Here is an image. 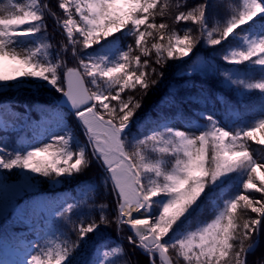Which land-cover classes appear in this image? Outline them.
Returning <instances> with one entry per match:
<instances>
[{
  "label": "trees",
  "instance_id": "trees-1",
  "mask_svg": "<svg viewBox=\"0 0 264 264\" xmlns=\"http://www.w3.org/2000/svg\"><path fill=\"white\" fill-rule=\"evenodd\" d=\"M217 1L145 0L139 6L128 7L122 15L108 14L96 27H87L73 17L71 46L66 47V38L61 34L62 47L66 48L56 51L62 42L52 32L49 19L64 21L56 11L57 1L24 0L26 26L22 32L36 38L56 64L83 61V78L88 88L101 98L96 105L102 115L117 125L136 120L120 136L132 162L144 142L167 124H170L167 128L203 132L204 125L213 122L231 137L245 135L241 149L249 156L250 136L264 120V54L247 48L244 35L255 22H264V0L255 8L247 0H225L223 16L213 21ZM248 13L250 20L246 17ZM139 34L141 40L137 43ZM188 42L192 43L190 55L182 60L180 51ZM151 57L159 64L155 71L147 69ZM147 78H155L151 89ZM18 81L21 87L34 80L23 76ZM34 83L51 89L44 79ZM1 98L2 95L0 102ZM47 100L28 103V125L24 129L14 132L0 129L1 157L9 167L0 169L2 179L14 177V170L19 172L20 166L9 165L24 158L22 153L33 137L29 127L43 115ZM64 116L72 129L73 143L83 142L74 116L67 112ZM207 147L203 191L173 220L163 239L166 253L172 264H264V217L256 231L259 208L253 211L245 204V200L258 199L261 204L264 201V195L256 190H245L256 166V154L243 157L215 179L211 177L210 142ZM257 152L264 155V148L258 147ZM155 155L151 156L158 157L160 153ZM171 158L167 156L165 165ZM91 164L97 168L93 174L87 171ZM48 175L47 169L41 170L38 181ZM67 177L60 178L65 187H80L83 197L73 190L75 205L56 215L41 217L44 236L36 240L39 252L44 253L41 255L47 258L49 246L59 243L67 254L66 264H150L149 257L128 242V231L119 232L118 202L91 151L80 161L79 172ZM102 193L105 202L98 199ZM26 229L17 219L0 222V258L5 249L13 248L15 240L32 237L24 232ZM119 234L122 241L116 255L102 252L96 256V250L107 239H116ZM256 239L254 250L245 253Z\"/></svg>",
  "mask_w": 264,
  "mask_h": 264
},
{
  "label": "rangeland",
  "instance_id": "rangeland-1",
  "mask_svg": "<svg viewBox=\"0 0 264 264\" xmlns=\"http://www.w3.org/2000/svg\"><path fill=\"white\" fill-rule=\"evenodd\" d=\"M54 1H57L56 11H59L64 18V21L61 22H56L54 17L49 19L52 32L55 36L57 35L56 39L62 42L56 49L59 51L71 46L73 17L81 20L87 27H96L104 22L109 13L122 15L126 8L140 5L144 0ZM224 1H217L216 4L219 2V6H216L212 11L213 21H218L223 16V6L226 4ZM247 1L251 8L261 4L260 0ZM25 15L24 0H0V95H2L1 99L3 100L0 102V129L11 132L24 129L28 125V113L30 111L28 103L38 102L37 100L44 101L47 100L46 98L48 100L45 102L46 110H42L43 115L29 127V132L33 137L22 153L25 155L24 158L18 160L15 165H9L14 168L20 166L19 172L14 170L12 173L15 175L14 177L11 175L10 178L2 179L0 177V222L7 218H13L24 222L26 227L32 224V227L27 228L24 232L33 234L35 238L37 236V239L43 237L42 226L39 223V220L43 222L41 217L56 215L75 205L77 200L73 190L78 197H83L80 187L66 188L60 178L66 176L70 178L73 173H78L80 161L87 151H91L99 169L107 177L118 202L117 226L119 225V232L127 233L128 231V242L134 246L138 244L140 246L138 249L142 253H150L153 256V264H172L166 253V247L163 245V239L166 237L173 220L188 205H191L203 191L204 177L207 172V143L210 142L212 153L210 164H213V173L211 177L216 179L218 175L236 165L243 157L248 156V153L241 149L244 146L242 142L246 140V136L235 135L231 137L213 122L205 124L204 127L206 128L203 132L201 129L188 131L182 128L177 130L173 126L167 128L170 126L167 124L162 126V131L155 132L149 137V143L144 142L145 146L138 149L136 154L139 155L132 162L123 149L120 136L136 120L120 125L115 124L98 111L96 103L100 102L101 98L88 88L93 101L92 106L78 113H92L98 120L111 126L112 132L115 134L114 139L118 141L124 156L131 160L130 162L133 164L141 183L147 210V216L142 222V226L152 233L155 243L150 245L142 242L121 219L122 206L120 207V205L128 197L113 187L107 170L111 162L94 149L96 146L94 139L99 135L93 132L89 133L88 128L76 116L78 114L76 113L74 118L82 131L83 142L73 143V132L69 121L64 116L66 111L58 105L65 89L62 81L64 72L69 68H76L82 72L85 64L83 61H76L73 65L67 64L66 61H62L61 64L54 63L44 49H41L36 38L22 32L26 26ZM246 17L248 20L251 19L249 13ZM61 34L66 38V47L64 48L62 47L64 37ZM137 38V43H139L140 34ZM244 41L249 49L264 54V22L252 24L244 35ZM191 42L186 43L181 49L182 60H186L190 55ZM155 61L157 60L151 57L147 69L152 68L155 71L159 66ZM56 66L59 68L55 69ZM49 72H52L50 77H48ZM175 73L177 74V71ZM23 76L34 81L18 87V80ZM154 76L157 77V74L155 73ZM42 79L46 80L45 84L51 88L50 90L43 89L34 83ZM154 79L147 80L149 89L153 87ZM29 132H27L28 135L25 134V137L30 136ZM250 138L252 140L251 152L247 158L253 153L256 154V166L245 190L252 188L257 193L259 192V195H264V155L257 154L258 147L264 148V120L260 128L252 133ZM142 152H146L148 155H142ZM155 153L156 155L160 153L165 157L151 156ZM167 156L172 158L165 165ZM6 164V161L0 158V169L6 170ZM44 169L49 171V175L41 183L38 181V174ZM88 170L90 174H93L97 168L91 164L87 168ZM259 195L257 197H260ZM30 199L33 200L28 201ZM98 199L105 202L103 193L98 196ZM245 204L253 211L259 208V213L264 210V201L261 204L258 199L245 200ZM121 241L120 234L116 236V239H107L96 250V256L102 252L107 255H116ZM35 242L34 239L28 241L15 240L16 247L13 245L12 250L4 252L0 264L67 263V254L59 243L49 246L50 252L47 253V258H44L41 255L44 253L39 252Z\"/></svg>",
  "mask_w": 264,
  "mask_h": 264
},
{
  "label": "bare ground",
  "instance_id": "bare-ground-1",
  "mask_svg": "<svg viewBox=\"0 0 264 264\" xmlns=\"http://www.w3.org/2000/svg\"><path fill=\"white\" fill-rule=\"evenodd\" d=\"M76 116L86 125L88 130L104 138L107 144L114 146L121 153L114 139L115 134L112 132L110 125L98 120L92 113L81 112L76 114ZM95 147L97 150L96 152L103 155L107 161L111 162L107 170L113 187L117 191H120L122 195L124 194L128 197L127 200L120 205V207L122 206L120 211L121 219L127 223L128 227L138 236L139 240L150 245L154 244L155 240L152 233L142 226V222L147 216V210L144 204L143 191L141 190L139 180L132 166L122 153L121 157L115 154H103L100 152L99 146L96 145ZM123 168H125V170ZM119 169L123 170L121 173L126 176L120 177L118 173Z\"/></svg>",
  "mask_w": 264,
  "mask_h": 264
},
{
  "label": "water",
  "instance_id": "water-1",
  "mask_svg": "<svg viewBox=\"0 0 264 264\" xmlns=\"http://www.w3.org/2000/svg\"><path fill=\"white\" fill-rule=\"evenodd\" d=\"M63 83H64L65 91L62 94L60 101H59L60 107L67 110L69 113L74 114L92 105L91 94L85 84V81L82 75L80 74L78 70L76 69L66 70V72L63 74ZM94 141L96 144L99 145L100 152H102L103 154H115V155H118V157H121V154L118 151V149L115 148L114 146H111L110 144H107L104 138H95ZM129 163L132 166L133 170L135 171L132 163L131 162ZM123 169L125 170V168ZM121 171L123 170L119 169L118 171L119 176L120 177L126 176L122 174ZM141 190H142V187H141ZM144 204H145V199H144ZM263 216L264 214H262L260 218ZM260 218L257 220L256 222L257 224ZM255 244H256V241H255ZM255 244L250 246L245 252L246 253L252 252L255 247ZM136 247L139 248L138 245H136Z\"/></svg>",
  "mask_w": 264,
  "mask_h": 264
}]
</instances>
